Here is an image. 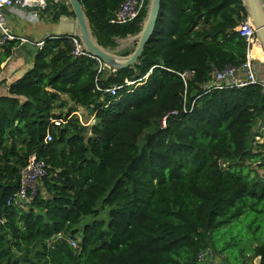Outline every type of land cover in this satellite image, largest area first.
Instances as JSON below:
<instances>
[{
	"label": "trees",
	"instance_id": "1",
	"mask_svg": "<svg viewBox=\"0 0 264 264\" xmlns=\"http://www.w3.org/2000/svg\"><path fill=\"white\" fill-rule=\"evenodd\" d=\"M79 1L109 49L137 34L146 15L112 24L123 0ZM46 9L54 20L73 15L66 0H48ZM246 18L241 0H161L140 59L112 74L70 55L67 39H46L0 95V264H204L197 254L205 249L223 264H264V243L234 263L209 246L215 231L248 214L264 222V142L255 140L263 88H205L211 68L244 61L235 29ZM17 42L0 47V65ZM97 83L119 88L110 95ZM76 108L95 121L50 123ZM32 153L46 174L28 201L7 205Z\"/></svg>",
	"mask_w": 264,
	"mask_h": 264
},
{
	"label": "built area",
	"instance_id": "2",
	"mask_svg": "<svg viewBox=\"0 0 264 264\" xmlns=\"http://www.w3.org/2000/svg\"><path fill=\"white\" fill-rule=\"evenodd\" d=\"M55 2L57 0H54ZM146 0H123L118 8L114 12V16L110 20L112 24H125L128 22H132L136 20L140 14L146 9ZM4 8H17L20 13L31 20H37L41 17L42 12L47 8V0H0V47L10 41H19L20 43H31L36 46L37 49H40L44 45V41L46 39L54 38V37H47L40 39L36 42H32L23 37L15 36L10 27L6 24L5 17L3 16L2 9ZM239 36L243 37L246 45L247 51L245 55L244 61L236 67L225 65L224 67L217 69L211 68L209 79L205 85V88L208 89H217L223 88L225 86H236L241 87L248 84H258L261 85L264 91V84L262 80L259 79L255 72V65L253 58L250 55L251 47L255 44H258L256 37H255V28L252 23L246 18L242 21L235 29ZM59 38H65L71 45V52L70 55L73 57H90L95 59L98 62V70L105 71L107 73H114L116 70L113 68H109L107 65L102 63L99 59L92 56L90 53L85 51L83 48L80 40L72 35H65V36H58ZM190 72L181 73L180 76L184 79L186 78ZM97 79V78H96ZM4 80V76L0 71V83ZM101 81V78L98 77V82ZM133 81H127V85H132ZM96 89L102 92H107L110 95H115L116 90L119 88L117 86H110L103 88L101 87V83L96 84ZM167 113L160 119L161 126H165L166 118L169 114ZM76 117L79 123L82 126L88 127L94 121V115L89 114L88 122L85 123L82 120V113L79 108H76L75 111H72L69 115L62 116L59 118H52L50 119V123L54 126H62L64 125L69 118ZM261 135L255 136V140L258 143L264 142V125L261 127L260 130ZM52 138L51 134L48 132L45 135V142L50 141ZM21 177H20V184L18 190L13 193L7 199V205L16 204V203H23L24 201H28V196L34 195L36 181L46 174V166L44 161L41 158H38L36 153H32L28 157V162L25 167L21 168ZM263 182H264V177ZM59 237V236H58ZM71 246L76 247V241L72 239L67 240ZM197 259L199 262L204 264H223L221 263L216 257H214L212 251L210 249H205L200 251L197 254ZM259 264V263H258Z\"/></svg>",
	"mask_w": 264,
	"mask_h": 264
},
{
	"label": "water",
	"instance_id": "3",
	"mask_svg": "<svg viewBox=\"0 0 264 264\" xmlns=\"http://www.w3.org/2000/svg\"><path fill=\"white\" fill-rule=\"evenodd\" d=\"M247 13V19L255 28V37L260 45L264 55V0H241ZM73 15L70 18L62 17L69 25L66 31L60 29V22L48 32L47 37H58L72 35L77 37L85 51L99 59L102 63L114 70H120L131 67L141 57L146 43L154 31L157 18L160 11L161 0H148L146 6V15L142 22L140 31L132 36L119 39V49L126 45L134 44V48L127 55L118 54L116 49L103 47L98 43L96 37L92 33L89 20L84 12L82 4L79 0H66ZM67 25V26H68ZM264 84V80H262Z\"/></svg>",
	"mask_w": 264,
	"mask_h": 264
},
{
	"label": "crops",
	"instance_id": "4",
	"mask_svg": "<svg viewBox=\"0 0 264 264\" xmlns=\"http://www.w3.org/2000/svg\"><path fill=\"white\" fill-rule=\"evenodd\" d=\"M2 13L5 17L6 24L10 27L15 36L26 38L32 42H36L48 36V32H50L54 27H57L59 22L61 27L60 29L66 31L69 28V25L65 23L62 17L67 19L72 17V15L60 16L57 20H54L53 14H51L47 9L42 12L41 17L37 20H31L30 18L22 15L17 8H4L2 9ZM128 46H130V44L125 47ZM116 48L118 52L119 47L117 46ZM256 48L253 50V55L260 57L261 59L255 58L257 59L256 61L260 63L259 66H255V72L259 79L264 80V57H261V54H259L260 51ZM36 49V46L31 43L17 42L15 47L12 49V53L0 65V71L4 76L3 82L0 83V95L7 92L8 85L21 76L24 71L30 68L32 64V56ZM67 100L69 102L68 105L73 107L74 105L71 101L69 99ZM82 110L87 114H90L85 109L82 108Z\"/></svg>",
	"mask_w": 264,
	"mask_h": 264
},
{
	"label": "rangeland",
	"instance_id": "5",
	"mask_svg": "<svg viewBox=\"0 0 264 264\" xmlns=\"http://www.w3.org/2000/svg\"><path fill=\"white\" fill-rule=\"evenodd\" d=\"M123 48L130 50L131 46L121 47L120 50ZM256 65L259 66V63H255V66ZM80 111L82 113L83 122L87 123L89 114L83 111L82 108H80ZM246 164H248V166H250V168L252 169H256L257 167V163L250 164V162L246 161ZM263 170L264 167L262 169H257V171L260 172V174H262ZM34 194H36V185H35ZM30 197L31 196H28V199H30ZM101 218L104 219L105 221L107 220V215L105 212L101 214ZM211 240L213 243L210 244L209 246L213 248L215 251L224 252L221 254V256H224L226 254L228 256L229 261L231 263H234L236 261L235 259L237 256L240 257V255H243L245 253L251 255L250 254V250L252 248L251 246H255L256 243L258 244L264 243V222L261 219V217L256 220L254 214H248L247 217L245 218L243 217L239 220H235L227 227L215 231L211 236ZM217 259L220 262H222L221 257L218 256ZM258 263H259V257L252 259V264H258Z\"/></svg>",
	"mask_w": 264,
	"mask_h": 264
},
{
	"label": "bare ground",
	"instance_id": "6",
	"mask_svg": "<svg viewBox=\"0 0 264 264\" xmlns=\"http://www.w3.org/2000/svg\"><path fill=\"white\" fill-rule=\"evenodd\" d=\"M256 47H257L258 50L260 51L259 54H261V57H264L263 52L261 51V48H260V45H259V44H255V45H253V46L251 47L250 55H251L253 58L261 59L260 57H256V56H253V55H252V52H253V50H254Z\"/></svg>",
	"mask_w": 264,
	"mask_h": 264
}]
</instances>
